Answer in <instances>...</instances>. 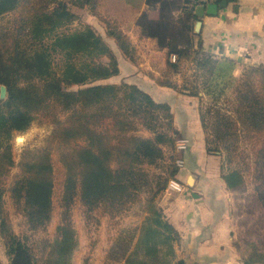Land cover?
Wrapping results in <instances>:
<instances>
[{
	"label": "trees",
	"instance_id": "16d2710c",
	"mask_svg": "<svg viewBox=\"0 0 264 264\" xmlns=\"http://www.w3.org/2000/svg\"><path fill=\"white\" fill-rule=\"evenodd\" d=\"M97 3L98 0H0V20L19 12L21 16L19 25L12 29L0 27V85L7 88L6 98H0V236L10 264H73L79 246L71 217L76 198H80L88 215L96 210L123 214L141 201L154 178L146 165H157L164 158V148L174 152L178 131L170 105L156 101L137 85L107 82L119 72L118 55L108 38L124 55L134 59L128 36L113 25L106 35L97 33L92 26L67 30L80 19L75 8L95 10ZM146 3L158 6V15L151 18L143 12L138 25L145 36L157 38L160 46L167 49L168 69L161 84L177 89L171 77L186 69L206 81L216 72L222 73V79L227 76L225 68L232 66L230 60L220 61L194 49L192 20L196 16L189 0ZM172 53L178 56L176 62L170 61ZM54 55L61 57L58 63ZM77 57L80 62L75 61ZM192 82L187 77L181 88L197 96L200 92L193 90ZM231 83H235L233 97L226 100L230 112L224 107L222 112L201 107L207 146L214 143L220 149L218 145L222 144L235 153L240 143L250 138L259 146L256 155L264 165V67H249L238 80L225 78L219 93L222 98ZM62 111L68 113L65 119L58 117ZM37 114L54 125L48 145L26 149L16 161L10 143L12 133L25 131ZM209 116L214 119L209 121ZM140 127L153 136L137 135ZM55 144L65 170L62 218L53 240L33 242L30 234L16 232L5 194L10 193L32 234L45 228L53 212ZM171 158L173 161L174 154ZM14 168L18 172L6 187ZM168 171L170 177H175L180 168L172 162ZM245 173L241 165L232 168L224 176L228 187H243ZM168 179L154 190V195ZM162 217L157 213L145 219L136 249L126 264H144V255H158L166 247L168 253L172 252L177 235L166 230L172 227ZM244 263L250 264L247 260Z\"/></svg>",
	"mask_w": 264,
	"mask_h": 264
},
{
	"label": "crops",
	"instance_id": "0c3cea01",
	"mask_svg": "<svg viewBox=\"0 0 264 264\" xmlns=\"http://www.w3.org/2000/svg\"><path fill=\"white\" fill-rule=\"evenodd\" d=\"M104 1L109 3L112 21L116 19L117 24H121L120 30L128 36L138 55L134 59L127 57L109 37L118 55L119 72L107 82L137 85L156 101L168 103L173 125L178 131L177 140L186 141L181 156L184 164L180 170L186 191L174 196L168 194L160 204L169 224L177 231L173 254L184 264H244L232 237L230 194L233 189L228 187L224 172L207 150L201 118L204 93L196 96L190 90H181L179 80L183 73L171 77L178 84L177 89L160 83L164 77L162 74L168 69L167 49L160 46L156 38L145 36L138 25L143 12L156 18L158 6L150 7L146 0ZM223 1L220 0L219 4ZM225 2V6H219L216 15L205 14L192 20L193 46L195 22L201 20L197 49L220 61L230 60V76L238 80L245 69L264 67V0ZM116 6L122 10L117 11ZM123 11L132 13L131 28H126L127 15ZM100 33L106 35L107 31L104 29Z\"/></svg>",
	"mask_w": 264,
	"mask_h": 264
},
{
	"label": "rangeland",
	"instance_id": "374dc122",
	"mask_svg": "<svg viewBox=\"0 0 264 264\" xmlns=\"http://www.w3.org/2000/svg\"><path fill=\"white\" fill-rule=\"evenodd\" d=\"M108 6L109 3L107 1L98 0L95 11L87 8H75L74 11L79 14L80 19H76L68 26L67 30L83 29L86 26H92L95 31L100 34L104 29L107 31L108 28L113 25V28L119 31V26L121 24L119 23L118 25L116 19L112 21L113 16L110 14ZM116 7L117 11L122 10L121 7ZM92 14L95 15L94 18H92ZM126 15V28H131L132 24L130 23V17L132 13L126 12ZM20 17V12L5 16L0 20V27L12 29L15 25H19ZM107 21H109V23ZM91 22L93 25L90 24ZM134 38L137 39V37ZM130 53L134 58L136 56L138 57L135 49H132ZM53 58L55 63H58L61 59L58 55H54ZM104 60L107 61L106 58H104ZM139 60L140 59H138V61ZM75 61L80 62L79 57H77ZM228 66L229 67L225 68L227 76L225 75L222 79V77L219 76L222 73L216 72L217 75L215 74L216 76L209 77V81H206V79L201 76H193V71L186 69L184 73L181 74L182 77L179 81L182 83H180V86L183 87L185 85V81L188 77L190 80H193L191 83L193 90L204 93L202 100L204 109H221L222 112V107H224L226 112L227 110L230 112L231 109L229 108L230 106H228V101L233 97L232 92L234 91L235 83H231L230 87L226 89V97L222 99V94H219L221 93L224 79L230 77L232 66ZM228 80L229 79H226V81ZM2 86L6 87L4 84L0 85V94ZM6 96L4 98L0 96V98L5 99ZM67 114V112L62 111L58 113V117L65 119ZM212 119H214V117L211 118L209 116V121ZM53 129V124L37 114L25 131L14 130L10 143L13 146L15 160L19 161L20 155L26 149L37 150L46 147L51 138ZM136 134L145 137L153 136L151 132L143 127H140ZM20 136L25 137L23 142H20ZM211 138L212 140L215 139L213 137ZM177 141V136H175L174 152H172L170 148H164V158L159 160L157 165H146V168L149 169L154 178L151 180L150 185L145 188L146 191L142 193L141 201L132 204L123 214H102L100 210H96L88 215L81 204L80 198H76L74 204H72L71 217L76 229L79 246L74 252L72 259L73 264H126L127 257L136 249L143 223L148 216H154L160 213L164 221L169 224L168 217L164 214L162 205H160L163 200L169 196L167 186L171 180H177L186 186L183 175L180 172H178V175L175 177H170L168 173L169 165L172 162L176 164L180 170L181 167H183L179 165L178 160L181 159L182 152L184 151L183 149L185 148L180 149ZM211 146L209 147L210 149L207 146V150L214 156L216 164L218 168L221 169L220 171L224 172V176L232 168L239 165L246 169V184L243 187L233 189L230 194L232 237L243 262L247 260L250 264H264V165L262 164V159L260 158V161H258L256 155V148L259 146H255L250 138L240 143V147L235 152L236 154L227 150L222 144L218 145L220 149H217L218 147L215 146L214 143H212ZM171 154H174L173 161ZM52 158L55 171L53 212L52 219L45 228H41L36 233L32 234L28 228L26 219L11 199L10 193L7 192L5 194V205L16 232L30 234L33 242H39L44 239L53 240L57 235V226L62 218V196L65 170L59 161L57 144H55L52 150ZM17 172L18 169L14 168L13 172L6 180V187L11 184L13 175ZM159 177H161V179ZM166 177L169 178L167 184L158 194L154 195V190L156 188L158 189L159 186L163 184V180ZM166 230L177 235V231L173 227L167 228ZM174 244L173 242V251ZM168 249L167 247L162 249L158 255L149 257L144 255V264H179L181 259L176 258L173 252L168 253ZM40 255L41 253L39 252L38 256ZM0 264H10V259L6 255V246L1 236Z\"/></svg>",
	"mask_w": 264,
	"mask_h": 264
},
{
	"label": "water",
	"instance_id": "95a60500",
	"mask_svg": "<svg viewBox=\"0 0 264 264\" xmlns=\"http://www.w3.org/2000/svg\"><path fill=\"white\" fill-rule=\"evenodd\" d=\"M226 2L225 0L219 4V2L208 4V5H198L194 9V14L195 16L202 18L205 14L209 15H216L218 13L219 6H225ZM202 22L201 20H196L195 22V28H194V47L195 49L198 48L199 45V32L201 28ZM157 42L159 40L156 38L155 39ZM1 98H4L6 96V87L2 86L1 87Z\"/></svg>",
	"mask_w": 264,
	"mask_h": 264
},
{
	"label": "built area",
	"instance_id": "2783aa9c",
	"mask_svg": "<svg viewBox=\"0 0 264 264\" xmlns=\"http://www.w3.org/2000/svg\"><path fill=\"white\" fill-rule=\"evenodd\" d=\"M190 3L196 7L198 5H208L212 3L219 2L220 0H189ZM178 59L177 54L172 53L170 55V61L176 62ZM177 144H179L180 149L185 147L186 141L185 140H178ZM178 163L180 166H183L184 162L182 159L178 160ZM185 191V186L182 182H179L177 180H171L167 186V192L170 195H179L182 194Z\"/></svg>",
	"mask_w": 264,
	"mask_h": 264
},
{
	"label": "bare ground",
	"instance_id": "6f19581e",
	"mask_svg": "<svg viewBox=\"0 0 264 264\" xmlns=\"http://www.w3.org/2000/svg\"><path fill=\"white\" fill-rule=\"evenodd\" d=\"M19 140H20V142H23L25 140V137L24 136H20Z\"/></svg>",
	"mask_w": 264,
	"mask_h": 264
}]
</instances>
